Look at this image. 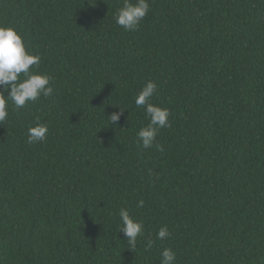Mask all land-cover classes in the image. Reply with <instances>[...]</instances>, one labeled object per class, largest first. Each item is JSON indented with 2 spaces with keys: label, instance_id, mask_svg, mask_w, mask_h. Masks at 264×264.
<instances>
[{
  "label": "trees",
  "instance_id": "trees-1",
  "mask_svg": "<svg viewBox=\"0 0 264 264\" xmlns=\"http://www.w3.org/2000/svg\"><path fill=\"white\" fill-rule=\"evenodd\" d=\"M149 5L125 31L123 0H0L53 86L0 123V264H161L165 248L174 264H264V0ZM148 81L169 126L145 149ZM37 121L47 138L29 144ZM121 208L143 222L135 249Z\"/></svg>",
  "mask_w": 264,
  "mask_h": 264
},
{
  "label": "clouds",
  "instance_id": "clouds-1",
  "mask_svg": "<svg viewBox=\"0 0 264 264\" xmlns=\"http://www.w3.org/2000/svg\"><path fill=\"white\" fill-rule=\"evenodd\" d=\"M149 8V0H134V2L123 0V6L114 14L115 22L125 31H135ZM40 62L41 57L26 50L24 40L14 28L0 25V123H3L9 115L8 101H11L16 109H20L29 102H36L42 97L48 98L53 94L52 78L38 71ZM156 91V83L148 81L134 98L136 106L138 108L143 106L149 119V124L140 128L137 133L145 149L153 146L158 129L169 126V110L150 102ZM123 112L124 110L120 109L119 112L112 113L108 117L110 123L118 122ZM48 132V125L37 121L35 126L27 130L28 143L44 141ZM143 205L144 201L140 200L137 207ZM118 215L120 232L126 237L128 247L135 249L138 237L144 236L143 222L131 216L127 208H121ZM168 236L166 225L156 234V238L161 240ZM153 243L148 239L145 247L151 248ZM175 259V253L170 248H165L161 252V264H174Z\"/></svg>",
  "mask_w": 264,
  "mask_h": 264
}]
</instances>
